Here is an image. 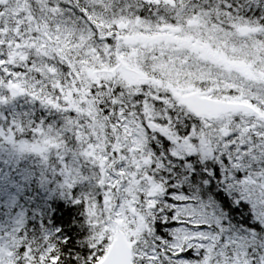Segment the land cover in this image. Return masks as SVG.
<instances>
[{
	"label": "snow or ice",
	"instance_id": "1",
	"mask_svg": "<svg viewBox=\"0 0 264 264\" xmlns=\"http://www.w3.org/2000/svg\"><path fill=\"white\" fill-rule=\"evenodd\" d=\"M0 264H264V0H0Z\"/></svg>",
	"mask_w": 264,
	"mask_h": 264
}]
</instances>
